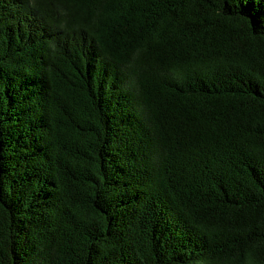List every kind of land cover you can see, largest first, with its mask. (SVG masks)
I'll return each instance as SVG.
<instances>
[{"label": "trees", "instance_id": "16d2710c", "mask_svg": "<svg viewBox=\"0 0 264 264\" xmlns=\"http://www.w3.org/2000/svg\"><path fill=\"white\" fill-rule=\"evenodd\" d=\"M0 264H264V0H0Z\"/></svg>", "mask_w": 264, "mask_h": 264}]
</instances>
